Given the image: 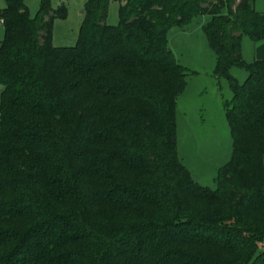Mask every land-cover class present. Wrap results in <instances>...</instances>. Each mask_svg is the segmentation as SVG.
Segmentation results:
<instances>
[{"label":"trees","instance_id":"trees-1","mask_svg":"<svg viewBox=\"0 0 264 264\" xmlns=\"http://www.w3.org/2000/svg\"><path fill=\"white\" fill-rule=\"evenodd\" d=\"M0 18V264H264V42L256 0H86L77 43L55 46L68 8L5 0ZM233 152L196 182L179 157L190 69L169 45L201 16ZM248 73L241 82L230 70Z\"/></svg>","mask_w":264,"mask_h":264},{"label":"rangeland","instance_id":"rangeland-1","mask_svg":"<svg viewBox=\"0 0 264 264\" xmlns=\"http://www.w3.org/2000/svg\"><path fill=\"white\" fill-rule=\"evenodd\" d=\"M30 8L31 15L35 16L41 0H25ZM68 8L65 18L54 21L53 43L55 46H73L77 43L80 27L83 23L86 0H51L54 8L60 5ZM107 22L117 25L120 22V2L110 1ZM264 5V0H259V7ZM6 6L5 0H0V10ZM198 17L193 23L182 27L170 29L169 45L174 50L178 61L190 69L187 80L189 87L183 95H179L177 107L178 151L179 157L193 174L199 184L215 187V178L220 168L230 159L233 152V141L228 125L222 100L232 98L229 81L220 77L218 84L214 82L216 70V55L210 48L206 33L202 29ZM4 36V27L0 24V40ZM254 43L249 36L243 37L242 56L246 61L253 58ZM198 71L194 74L192 71ZM231 74L243 82L248 73L245 69L234 66ZM221 80V82H220ZM220 86L222 96L220 106L213 92ZM218 104V105H217ZM264 246L261 244V248Z\"/></svg>","mask_w":264,"mask_h":264},{"label":"crops","instance_id":"crops-1","mask_svg":"<svg viewBox=\"0 0 264 264\" xmlns=\"http://www.w3.org/2000/svg\"><path fill=\"white\" fill-rule=\"evenodd\" d=\"M255 7H256V9L259 11V12H261V13H264V5L263 6H260L259 7V0H256V2H255ZM203 17L204 18H202V20L200 21L201 22V26H203V24L209 19V17H207V16H205V15H203ZM0 24L1 25H3V27H4V23L2 22V19L0 18ZM203 29V28H202ZM4 31H5V27H4ZM4 37V36H3ZM3 40V39H2ZM2 40H0V42L2 41ZM242 42H243V40H242ZM253 47H254V52H253V58H252V60L253 59H264V42H257V43H254V45H253ZM216 55V54H215ZM216 59V58H215ZM251 61V60H250ZM187 66V65H186ZM194 74H198L199 72L198 71H196V70H194V71H192ZM219 76H217L216 74H215V71H214V79H215V81L216 82H214V84L215 85H217L218 84V80H219ZM220 82H221V80H220ZM189 87V80H188V85H187V88ZM187 88H186V90L181 94V95H183L186 91H187ZM219 88H220V86L217 88V90L215 91V92H213V95H215L214 96V98H216L217 99V101H218V103H219V105L218 106H220V100H221V98H219V97H221L222 96V94H221V89L219 90ZM231 97H233V96H231ZM231 98H225V97H223V100L221 101L222 102V107H223V110H225L224 109V103H225V101L226 100H230ZM178 100H179V98H178ZM177 107H178V102H177ZM225 114H226V110H225Z\"/></svg>","mask_w":264,"mask_h":264}]
</instances>
